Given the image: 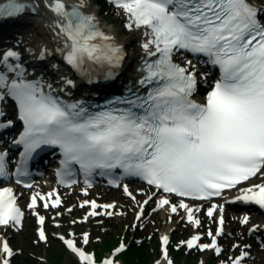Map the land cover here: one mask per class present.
Segmentation results:
<instances>
[{
    "label": "snow or ice",
    "instance_id": "snow-or-ice-1",
    "mask_svg": "<svg viewBox=\"0 0 264 264\" xmlns=\"http://www.w3.org/2000/svg\"><path fill=\"white\" fill-rule=\"evenodd\" d=\"M111 3L122 11L124 27L140 33L142 54L136 69L138 77L128 81L123 94H112L110 99L101 96V105L60 95L61 91L68 93L70 86H77V79L71 76H61L62 88L46 78L44 68H33L31 75L35 78H30L19 42L0 56V129L15 126L16 121L6 118L10 101L23 125L13 141L23 146L20 161L10 173L8 148L0 149V178L11 175L17 183L26 184L28 162L33 156L45 147H58L62 159L56 175L61 183L70 182L67 177L76 174L78 165L84 175L83 184L99 171L116 177L109 179V184H116L119 176L131 175L150 187L146 193L143 188L136 189L145 193L137 201L128 186L121 185L136 204L134 225L143 214L145 202L153 196L154 208L163 205L169 213L182 210L177 219L193 227L199 223L193 210L200 205L187 203L186 198L207 201L203 211L209 215L218 208L215 234L207 229L204 232L207 242L198 240L201 232L193 231L173 247L195 246L219 253L217 235L223 231L225 202L222 199L218 204L210 198L236 188L239 194L229 196L230 201L264 207V0ZM30 7L37 15L46 7L48 26L59 41L57 50L81 77L95 84L120 76L129 53L114 32L103 28L95 0H43V5L37 0H12L0 9V18L26 14ZM51 50L43 43L39 59H50ZM53 68L63 71L59 63ZM201 85L205 90L197 99ZM117 169L122 171L117 174ZM253 174L262 178L260 182L241 187ZM78 191L84 192L85 188ZM52 192L54 189H49ZM170 194L177 197L175 202L169 199ZM18 195L10 184L0 185V225L23 226L25 212L17 202ZM38 201L44 208L60 203L58 197L33 191L28 208L35 211ZM76 204L85 206V211L75 217L77 220L95 215L96 208L110 215L114 206L112 201L93 199L77 200ZM120 211L115 208L116 213ZM35 215L41 224L36 230L38 239L47 241L45 216L39 211ZM52 215L59 213L53 211ZM249 220L247 213L240 217L241 224ZM52 223L58 224L59 220ZM260 227L252 224L248 232ZM55 235L81 264H121L114 257L125 248L123 240L97 260L92 251L76 243L71 228L67 236L59 232ZM88 235L87 231L80 233L81 241L86 242ZM168 240L166 232L159 235L160 255L166 264H172L166 248ZM232 247L241 250L217 264H244L249 255L244 249L248 246L233 240ZM19 252L0 235V264H10V257ZM153 264L161 262L154 260Z\"/></svg>",
    "mask_w": 264,
    "mask_h": 264
},
{
    "label": "rangeland",
    "instance_id": "rangeland-1",
    "mask_svg": "<svg viewBox=\"0 0 264 264\" xmlns=\"http://www.w3.org/2000/svg\"><path fill=\"white\" fill-rule=\"evenodd\" d=\"M96 8L100 10V5L96 3ZM122 11L113 9L109 4H106L104 9L99 13L103 26L112 31H122L120 37L124 40H128L133 36L132 32H125L123 30L124 23L122 17ZM31 19V17L27 18ZM10 22V23H9ZM33 22V21H32ZM19 23L15 20H7L4 22V26H0V56L8 48L17 44L19 50L24 53L23 62H26V66L30 67L32 55H30L33 47L37 45L43 38L42 33L39 32L37 25L33 23H26L17 25ZM1 25V24H0ZM129 46L131 48H138L139 44L136 41H130ZM42 68V67H41ZM44 69H47L46 74H49L53 79L59 80L58 72L52 69V65L45 64ZM262 178L257 174L252 180L245 183L241 187L246 186L247 183H258ZM44 181H47V176H44ZM125 185V184H124ZM132 192L136 193L133 196L138 201L143 198V195L149 191L141 187L138 183H126ZM80 187H84L89 190V196L86 197H72L68 194L70 188L78 190ZM70 188L60 187L57 189L58 198L60 203L58 205L49 204L47 208L42 206L39 202L35 211H39L45 216V222L43 223L46 230L47 241H40L38 239L37 228L41 227L35 211L28 208L26 204V193L28 191H41L45 193V190L53 189L49 184L31 186L26 192L21 193L20 203L26 209L25 216L23 217L22 227L12 228L6 227L0 229V234L4 235L8 243L14 249H20L19 253H14L10 257V264H32V263H45V264H73V259L79 262L77 255L71 251L55 233H62L65 236L68 235V229H72V238L79 246H82L86 251H92L97 260L101 259L105 255L111 253V249L123 240L126 246L135 241L138 238H144L146 253L140 255L144 264H153L154 260H159L160 248L159 235L164 231H168V235L171 237L170 244L175 245L178 241L186 239L193 231H198L203 234L200 237L201 242H207L208 236L204 234L205 229L215 234V216L219 214V209H213L211 215L206 214L203 209L207 206V203L200 204L199 208L193 210V213L198 218L199 223L193 227L190 222L184 220H178L181 210L175 213H169L162 206L153 207L155 198H150L147 201L146 209L139 219H137L135 225L132 222L133 213L136 208V204L132 203V198L125 195L121 185L114 188H109L103 183H91L90 186L73 185ZM137 188H143L145 193L137 192ZM238 193L236 188L234 191L225 192L222 196L215 200L219 202L224 200L223 215L226 216V226L222 234L217 235V242L221 246L219 253L211 249H200L198 247H187L180 245L177 248V252L171 254L168 253L172 260V264H217V261L222 259H228L229 256H234L241 249L239 247H232V241H238L239 244L247 245L244 250L249 255L244 258V264H264V247H261V243L264 242V224L259 229L253 232H248V228L252 224H258L257 221L251 220V215H261L259 218L264 217V211L256 208L245 209L240 204H231L232 201L228 197L232 194ZM228 195V196H227ZM137 197V198H136ZM93 199L97 202H113V209L110 215H104L99 212V209H94L95 215H88L83 220H77L75 217L81 215L85 211L84 205H77V200ZM71 205V208H67ZM120 208V213L115 212V208ZM149 209H152L149 211ZM59 213L58 216H53L52 212ZM107 211V210H106ZM247 213L250 215V220L245 224L240 223V217L242 214ZM59 220L58 224H53L52 221ZM71 221V223H69ZM262 230V231H261ZM87 231L88 239L86 242L81 241L80 233ZM98 237V239H97ZM108 241V244H103ZM110 241V242H109ZM157 246V247H156ZM196 249V250H194ZM199 249V250H198ZM122 250L115 254V259L123 264L121 258ZM190 255V258L187 257ZM193 255V256H192Z\"/></svg>",
    "mask_w": 264,
    "mask_h": 264
},
{
    "label": "bare ground",
    "instance_id": "bare-ground-1",
    "mask_svg": "<svg viewBox=\"0 0 264 264\" xmlns=\"http://www.w3.org/2000/svg\"><path fill=\"white\" fill-rule=\"evenodd\" d=\"M37 3H40L41 5H43V0H37ZM96 10H97L98 15H99V11H98L97 8H96ZM46 12H47V9H46V7H44V8H42L41 13L39 15H37V14H35L34 9L29 8V12H28L27 15L20 16V17L16 18V21L19 22V23H16L18 26L22 25V24H26V23H28V24L33 23L34 25H37V27L39 29V32L42 33V35H43V38L41 39V41H39L37 43V45L35 47H33V49L31 50L30 55H32V60H31L30 68L33 67V66H37L38 68L39 67L43 68V66H45V64L52 65V69L56 70L58 72L57 75L60 76L59 77L60 79L57 81V84H59V86H62V87H63V85L60 82L62 75H68V76H71L74 79H77V81H78L77 86L76 87H71L70 86L68 88V93H66V94H69V93H72V92H76V91L80 92V93L81 92L84 93V92H87V91H90L92 93H96V92L98 93V91H104L105 88L107 89L105 91L109 92V91L117 89L116 87H112L113 85H116L117 87H120V85H122L123 82L130 81V80H133L134 78H137L136 77L137 73H136L135 66L137 65L136 63H138L139 56L142 54V49L140 48V46L138 48H136V49L135 48H131L129 46V44H130V41H136L137 44H139L138 43V39H139V36H140L139 32H136L134 30L133 31H129L127 28H123V30L125 32H132L133 33V36L128 41V40H124L123 38L120 37L122 31H112V30H110L108 28L105 29L103 27L106 31L114 32L118 36L120 41L125 44V48H126L127 52L129 53V55L126 57V63L124 65L123 69H121L120 76L118 78H116L112 82L113 85L110 84V83L109 84H99V82L97 84H94V83L91 84V82L89 80L81 77L70 65H68L63 60V57L60 55L59 51L57 50L58 47H59V41L55 40V38L52 36L51 29L48 26V19H47V16L45 14ZM26 16H28L27 18L31 17V19L29 18L28 20H26ZM121 18L124 21V16L123 15H122ZM4 22L5 21H0V24H1L0 26H2V25L4 26L5 25ZM102 26H103V24H102ZM43 43H47L49 45V47L52 49L51 52L49 53L51 58L46 60V61H41L39 59V51H40L41 45ZM54 44H55V47H53ZM55 63H59L60 64V67L63 70L62 72L53 68V64H55ZM124 79H125V81L120 83ZM143 186H145V185L143 184ZM226 191L230 192L231 190H226ZM89 193H90L89 190H85L84 192H79L78 190H75V189H72V188H70V190H68V194L69 195L71 194L72 197H77V198L89 196L88 195ZM47 194H48V196H50L49 192ZM235 195H238V194H232L230 196H235ZM29 198H31V196ZM161 206L163 207V205H161ZM163 208H165V207H163ZM260 216L252 214L251 215V220L252 221H257L259 219L258 223L262 227L263 224H264V217L260 219L259 218ZM1 228L2 227H0V229ZM164 232H166L167 235H168V231L167 230L164 231ZM159 260H160L161 264H166V262L163 260L162 257H160Z\"/></svg>",
    "mask_w": 264,
    "mask_h": 264
},
{
    "label": "trees",
    "instance_id": "trees-1",
    "mask_svg": "<svg viewBox=\"0 0 264 264\" xmlns=\"http://www.w3.org/2000/svg\"><path fill=\"white\" fill-rule=\"evenodd\" d=\"M144 239V238H143ZM142 238H138L135 241L133 240V242H131L130 244H128V246L126 247V249L123 250L121 258L123 260V264H144L143 259L140 255L145 254L146 253V249L145 248V241ZM110 242V241H109ZM108 244V241H105L103 243ZM157 247V246H156ZM169 247V253H173V252H177V247H173L172 245L168 246ZM193 256V255H192ZM187 257L190 258V255H188ZM73 264H79L78 261H76L75 259H73ZM32 264H45L42 262L39 263H32Z\"/></svg>",
    "mask_w": 264,
    "mask_h": 264
}]
</instances>
